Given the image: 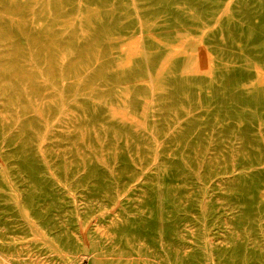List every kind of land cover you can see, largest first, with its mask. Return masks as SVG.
<instances>
[{
  "label": "rangeland",
  "instance_id": "374dc122",
  "mask_svg": "<svg viewBox=\"0 0 264 264\" xmlns=\"http://www.w3.org/2000/svg\"><path fill=\"white\" fill-rule=\"evenodd\" d=\"M1 261L264 264V0H0Z\"/></svg>",
  "mask_w": 264,
  "mask_h": 264
},
{
  "label": "bare ground",
  "instance_id": "6f19581e",
  "mask_svg": "<svg viewBox=\"0 0 264 264\" xmlns=\"http://www.w3.org/2000/svg\"><path fill=\"white\" fill-rule=\"evenodd\" d=\"M4 262V261H3ZM0 263H2V261L0 262ZM4 264V263H3Z\"/></svg>",
  "mask_w": 264,
  "mask_h": 264
}]
</instances>
